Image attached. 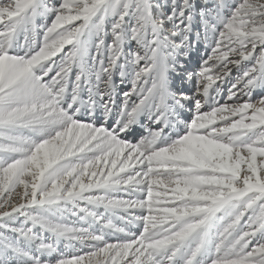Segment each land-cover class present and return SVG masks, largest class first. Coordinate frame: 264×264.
I'll return each instance as SVG.
<instances>
[{"label":"snow or ice","instance_id":"1","mask_svg":"<svg viewBox=\"0 0 264 264\" xmlns=\"http://www.w3.org/2000/svg\"><path fill=\"white\" fill-rule=\"evenodd\" d=\"M0 264H264V0H0Z\"/></svg>","mask_w":264,"mask_h":264},{"label":"rangeland","instance_id":"2","mask_svg":"<svg viewBox=\"0 0 264 264\" xmlns=\"http://www.w3.org/2000/svg\"><path fill=\"white\" fill-rule=\"evenodd\" d=\"M201 55H203V53H201Z\"/></svg>","mask_w":264,"mask_h":264}]
</instances>
